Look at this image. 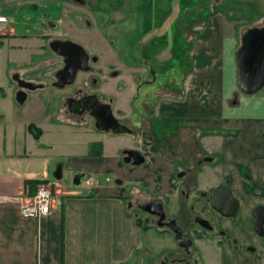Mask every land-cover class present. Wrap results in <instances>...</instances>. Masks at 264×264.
Wrapping results in <instances>:
<instances>
[{
	"label": "crops",
	"instance_id": "0c3cea01",
	"mask_svg": "<svg viewBox=\"0 0 264 264\" xmlns=\"http://www.w3.org/2000/svg\"><path fill=\"white\" fill-rule=\"evenodd\" d=\"M86 1L77 7L63 0H0V16L5 19L0 27L6 29L0 35V65L3 34L12 53H23L27 63L36 61L35 49L44 46L42 41L50 40L45 37L49 32L44 31V20L48 21L47 28L58 34L54 38L83 42L80 34L90 27V32H96L97 24L92 17L86 18L85 26L77 24L82 16L71 11L84 9ZM236 9L241 12L236 13ZM243 10L248 12L246 16ZM253 16L264 17V0L215 2L208 11L205 27L190 45L193 79L186 83L187 94L181 100L165 99L161 101L164 108H160V103L157 108L162 120L184 126L177 134L189 130L198 137L200 153L208 152L221 159L214 167H204L211 171L214 184L228 178L231 190L241 200L249 201L253 199L244 197L241 186L248 190L258 188L262 197L257 199L264 203V86L245 95L238 91L235 82L234 51L240 35L247 27L264 26L248 23L246 18ZM56 25L62 27L61 32L66 30L71 35L59 36L54 30ZM14 90L8 95H13ZM4 96L1 91L0 264H148L152 253L149 248L156 249L158 258L164 246H171L167 234L141 229L124 198L128 194L138 195L143 183L152 192L157 185L162 186L172 167L167 158L153 152L143 164L122 163L119 150L131 146L128 136L88 128L61 111L50 110L47 114V107L43 109L42 122L17 121L15 116L7 123ZM202 107L208 111H201ZM53 116L55 121H51ZM29 124L40 130L38 138L27 130ZM205 129L210 130L208 135ZM101 133L115 135L112 139L118 142L110 149L106 142L110 136H103L104 143ZM51 161L58 163L56 167H49ZM58 170L60 178L64 173L82 177L78 184H73V178L60 186L56 182L60 178L54 177ZM241 170L249 179L241 178ZM49 172L53 182L49 213L38 218L22 217L15 198L31 195L37 185L25 181H47ZM85 174L86 186H81ZM144 235L146 240L141 238Z\"/></svg>",
	"mask_w": 264,
	"mask_h": 264
},
{
	"label": "rangeland",
	"instance_id": "374dc122",
	"mask_svg": "<svg viewBox=\"0 0 264 264\" xmlns=\"http://www.w3.org/2000/svg\"><path fill=\"white\" fill-rule=\"evenodd\" d=\"M217 1L87 0L86 7L82 6L85 12L82 11L84 9H72L71 14L82 16L79 21L77 20V24L85 26V21H88L86 18L91 19V17L97 24L96 32H90V27L86 33L82 32L80 34L83 42L74 41L81 45L89 55H95L98 59L96 65L104 69L101 76L94 75L96 79H102V81H98V86H94L95 89L91 87L89 82V89L94 91L98 89L99 93L100 90H103V98H111L113 108L115 106L116 108H123L121 111L122 120L128 127L131 126V128L133 127L138 131L144 130V126L149 120L146 114L150 106L159 105L160 103V108L163 109L165 105L161 101L165 99L181 100L183 95L187 94V91L185 93L186 83H190L193 79L190 45L197 33L199 34L205 27L208 11L214 8ZM63 2L71 6L81 7V5L69 1L63 0ZM98 5L101 6V9H96ZM198 11L203 12L199 13ZM235 12L240 13L241 10L236 9ZM247 13L243 10L245 16ZM248 17L250 16L248 15ZM246 19H248V23L264 25V17L255 18L253 16ZM8 24L10 23L8 22ZM44 24L49 27L48 21L44 20ZM47 27L44 25V31L49 32L45 36L46 39H52L58 35ZM61 29L60 25H56L54 30L58 31L59 36L71 35L66 30L61 32ZM2 30L3 33H6V29L0 27V35H2ZM18 30L19 28L16 27V31ZM6 37L3 34V64L0 65V92L3 91L5 94L3 112L7 111L4 113L6 122H11L15 119V116L17 121H41L44 115L43 109H46V107L47 114L50 110L59 112L58 105L62 100L64 91L48 86L53 71L59 66V58L48 49L45 40L42 41L43 47L35 49L36 61L27 63L23 53H20V51L12 53L9 50L8 47L10 46H8ZM16 57L19 58L18 61ZM148 64H151L153 70L158 73L156 80L152 84L142 85L136 92L137 84L141 83L142 79L149 77L146 70ZM111 69H115L118 74L110 78L107 72ZM14 72L19 73L22 77L32 79L34 83L42 81L47 87L42 90L28 92L25 100L18 103L14 93L8 95L15 89V82L11 78V74ZM76 82L69 86L66 91L70 92L76 84H79ZM83 86L86 85L83 83ZM188 94H191L189 89ZM203 102H206V100H203ZM129 109L130 113H128ZM204 110H206V107L201 108V111ZM71 119L84 125L86 123L88 128H92L89 118H84L83 121L81 119ZM51 121H55L54 116ZM140 121L141 126L138 123ZM204 132L208 135L210 130L205 129ZM180 134H177V136L180 135V138L183 139L192 136L189 130H185L184 133L181 131ZM100 135L104 143L103 136H110L106 137L107 146L110 149L113 143L118 142L115 138L112 139V136L115 135H106V133ZM60 158L65 157H55L54 159L58 160ZM53 161L49 163L50 168L56 167L58 164H53ZM86 175L82 178L81 186H86L84 184ZM73 176L72 173H64V176L56 182L60 186L65 185L72 182ZM50 179L52 178L49 172L47 181L51 182ZM141 238L144 240L145 235ZM151 250L150 261L156 257L157 253L154 247L149 248V251Z\"/></svg>",
	"mask_w": 264,
	"mask_h": 264
},
{
	"label": "flooded vegetation",
	"instance_id": "af4514ba",
	"mask_svg": "<svg viewBox=\"0 0 264 264\" xmlns=\"http://www.w3.org/2000/svg\"><path fill=\"white\" fill-rule=\"evenodd\" d=\"M53 39L67 38L50 39L47 41L48 49H50L48 43ZM87 55L84 63L87 70H77L73 82L62 87L53 85L55 72L64 65V58L56 55L59 58V66L53 71L48 86L64 91L58 110L66 117L82 121L84 118H89L92 128L95 129L93 118L89 115V109H86V106L96 101L107 103L112 116L129 130L123 133L100 131L129 136L131 146L119 150L122 163L131 166L140 165L151 157V153L156 152L172 164L166 182L162 186L157 185L154 192L143 183V186L138 189V195L128 194L124 197L126 207L135 219H138L147 229H153L159 234H167L172 242H170L171 246H164L160 250V256L154 257L148 264H264V203L257 199L262 197V192L258 188L248 190L242 185L244 197L253 199V201L241 200L231 190L228 178L214 184L211 171L204 167H214L221 163V159L214 158V155L208 152L200 153L198 137L189 136L183 139L176 136L178 129L184 126L162 120L158 114V105L150 106L146 114L149 120L144 130L138 131L131 126L128 127L122 120V110L112 107L111 98H103V90L99 93L98 89L97 91L89 89V82L94 88L98 86V81H102V79H96L94 75L101 76L104 69L96 65L98 59L95 55L88 53ZM146 70L149 77L137 84L136 92L142 85L152 84L156 80L158 73L153 70L151 64L147 65ZM107 74L111 78L115 77L118 72L111 69ZM13 77L23 81L27 80L17 72L11 74L15 82L14 95L19 91H23L26 95L27 92L47 87L41 81L33 82L37 86L34 89H27L18 86ZM75 82L79 84L67 92L66 89ZM130 112L129 109L128 113ZM138 123L141 126V121ZM141 157L140 163H133L136 158ZM125 158L128 159L125 161ZM240 172L243 180L249 179L246 172L242 170ZM113 181L121 182L119 179ZM222 186H226L228 192V200L223 202L219 199L217 192L211 193L215 188ZM211 196L214 198L212 202ZM149 202L159 204L161 214L152 213L154 209L151 207L148 210L141 208V205Z\"/></svg>",
	"mask_w": 264,
	"mask_h": 264
},
{
	"label": "water",
	"instance_id": "95a60500",
	"mask_svg": "<svg viewBox=\"0 0 264 264\" xmlns=\"http://www.w3.org/2000/svg\"><path fill=\"white\" fill-rule=\"evenodd\" d=\"M75 4H83L84 0H65ZM49 48L58 56L64 58V65L55 72L56 87H62L65 84H70L74 80V75L77 70H87L84 66L87 60V52L78 43L69 39H53L48 43ZM234 60L236 65V87L238 91L245 95H250L257 92L264 86V26L247 27L240 35L239 45L234 51ZM14 78V77H13ZM17 85L27 89L37 87L33 82L23 81L14 78ZM25 94L23 91L15 93V99L18 103L23 102ZM89 115L93 118V127L99 131H111L112 133L128 132V128L120 124L111 113L109 104L98 103L97 101L90 106ZM129 152V151H126ZM125 158L124 160L126 161ZM142 161V157L136 158L134 164ZM54 177L58 180L60 172L58 170ZM82 174H76L73 178V184H78ZM222 191V193H220ZM217 192L219 199L223 202L228 200V192L226 186L215 188L212 194ZM226 194V196H224ZM214 200L211 196V202ZM153 208L152 213H160L159 204L152 202L141 205V208L148 210ZM158 211V212H157ZM264 221V215H263Z\"/></svg>",
	"mask_w": 264,
	"mask_h": 264
},
{
	"label": "built area",
	"instance_id": "2783aa9c",
	"mask_svg": "<svg viewBox=\"0 0 264 264\" xmlns=\"http://www.w3.org/2000/svg\"><path fill=\"white\" fill-rule=\"evenodd\" d=\"M5 19L0 16V22ZM88 183H91L89 178ZM53 182L44 181L36 185L35 191L29 196H19L16 199L18 211L22 217L38 218L49 213L52 199Z\"/></svg>",
	"mask_w": 264,
	"mask_h": 264
},
{
	"label": "trees",
	"instance_id": "16d2710c",
	"mask_svg": "<svg viewBox=\"0 0 264 264\" xmlns=\"http://www.w3.org/2000/svg\"><path fill=\"white\" fill-rule=\"evenodd\" d=\"M202 12H203V11H202ZM186 46H188V45H186ZM186 46H185V47H186ZM27 130L32 134V136H33L35 139L38 138V136H39V134H40V130H39L38 128H35L33 125L29 124V125L27 126ZM98 146H99V144H98ZM44 181H45V180H40V181H38V180H26L25 183L39 184V183L44 182ZM135 222H136L138 225L141 226V229H142V230H146V229H147V227H146L145 225L141 224V223L139 222L138 219H135Z\"/></svg>",
	"mask_w": 264,
	"mask_h": 264
}]
</instances>
